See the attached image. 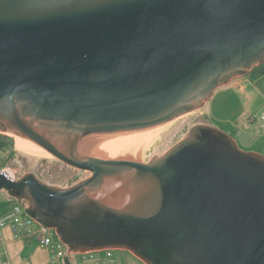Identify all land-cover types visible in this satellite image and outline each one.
<instances>
[{
    "label": "water",
    "instance_id": "obj_1",
    "mask_svg": "<svg viewBox=\"0 0 264 264\" xmlns=\"http://www.w3.org/2000/svg\"><path fill=\"white\" fill-rule=\"evenodd\" d=\"M264 62V0H0V133L24 176L0 191L69 254L144 264H264V155L173 123ZM35 145L89 172L59 188ZM137 153L139 162L87 155Z\"/></svg>",
    "mask_w": 264,
    "mask_h": 264
},
{
    "label": "rangeland",
    "instance_id": "obj_2",
    "mask_svg": "<svg viewBox=\"0 0 264 264\" xmlns=\"http://www.w3.org/2000/svg\"><path fill=\"white\" fill-rule=\"evenodd\" d=\"M260 92L255 86V83L250 81L248 76L232 80L227 85L216 90L207 103L200 109L194 110L184 116L179 117L172 125L169 133L168 142H179L183 139V135L188 133V129L199 125H209L217 128L237 142V133L240 131V126L249 115H255L263 99L260 100ZM4 137L10 139V147H6L0 151V165L4 163L3 167L10 169L15 179L24 176V151L21 144L17 142L16 138L0 133ZM39 148V149H38ZM251 151L264 152V145L262 142L256 143L252 146ZM87 155L94 156L93 153L88 152ZM103 159H126L139 162V155L137 153H115V154H101ZM106 156V157H105ZM33 174L43 183L59 187H70L81 180L86 179L90 174L87 171L73 169L64 163L60 162L52 155L47 153L43 148L35 145L32 155ZM0 196H3L0 191ZM40 231L44 235L53 236V230L40 226ZM54 239V236H53ZM55 247V243L52 244ZM52 247V246H50ZM65 253V245H61ZM120 253H124L130 258L132 264H144L136 259L130 253L118 250L111 251L115 257V264H121L119 260ZM55 257V253L53 254ZM70 258L76 264H82V257L77 254H70ZM114 260V261H115ZM127 264V263H122Z\"/></svg>",
    "mask_w": 264,
    "mask_h": 264
},
{
    "label": "crops",
    "instance_id": "obj_3",
    "mask_svg": "<svg viewBox=\"0 0 264 264\" xmlns=\"http://www.w3.org/2000/svg\"><path fill=\"white\" fill-rule=\"evenodd\" d=\"M252 82H254L255 86L258 88L260 92L259 97L260 100L263 99V103L260 105L255 115H249V117L242 122L240 131L238 130V141L236 143L243 151H251L249 149L258 142H262L264 145V75L256 78ZM261 117H263V119ZM251 152L264 155V152ZM14 205L15 202L9 200L5 194L0 196V220L12 211ZM54 253L53 245L51 244L46 247L41 246L39 238L36 235L30 237L15 236L9 226L0 228V264H62V261L59 262L58 259L54 257ZM112 257L113 255L107 257L104 252H98L94 254L92 258L89 255L84 256L81 263L115 264V257V261ZM119 260L122 263L132 264L128 255L126 256L124 253H120ZM71 261L75 263L74 260L71 259Z\"/></svg>",
    "mask_w": 264,
    "mask_h": 264
},
{
    "label": "built area",
    "instance_id": "obj_4",
    "mask_svg": "<svg viewBox=\"0 0 264 264\" xmlns=\"http://www.w3.org/2000/svg\"><path fill=\"white\" fill-rule=\"evenodd\" d=\"M258 118V117H256ZM263 119V117H261ZM260 118V119H261ZM261 119V120H262ZM0 173H4V175L10 180H16L13 172L8 169L7 167H3L0 169ZM9 200L14 201L15 205L13 206L12 211L6 215L3 219L0 220V228L4 226H9L11 231L15 236H22V237H30L36 235L39 238V243L41 246H49L55 243L54 252L55 257L58 261H62L63 257L67 255L62 249L61 241L57 238L56 234L53 231V236L51 235H44L42 231H40V225L36 223L31 217H29L25 210L23 209V204L18 202L17 200L12 199L8 195H6ZM107 257H111V251H103ZM96 252H89L85 254H77L82 258L86 255H89L91 258L94 256ZM70 256V254H69Z\"/></svg>",
    "mask_w": 264,
    "mask_h": 264
},
{
    "label": "trees",
    "instance_id": "obj_5",
    "mask_svg": "<svg viewBox=\"0 0 264 264\" xmlns=\"http://www.w3.org/2000/svg\"><path fill=\"white\" fill-rule=\"evenodd\" d=\"M263 75H264V62L261 65L255 67L247 76L251 81H254L256 78ZM10 145H11L10 139L0 134V151L2 149H5L6 147H10ZM3 165L4 163L0 165V169L2 168Z\"/></svg>",
    "mask_w": 264,
    "mask_h": 264
},
{
    "label": "bare ground",
    "instance_id": "obj_6",
    "mask_svg": "<svg viewBox=\"0 0 264 264\" xmlns=\"http://www.w3.org/2000/svg\"><path fill=\"white\" fill-rule=\"evenodd\" d=\"M2 133H4V134H6V135H9V136H12V138H16L17 139V142L19 143V145H20V142H19V140H18V138H17V136L16 135H14V134H11L10 132H2ZM39 149V148H38ZM82 152H85V153H88V151H83V150H81ZM90 153H92V152H90ZM95 154V157H98V158H103L104 156L103 155H101V154H96V153H93V155ZM106 157V156H105ZM108 159V158H107ZM110 159V158H109Z\"/></svg>",
    "mask_w": 264,
    "mask_h": 264
}]
</instances>
